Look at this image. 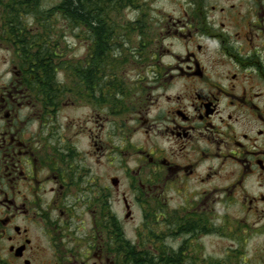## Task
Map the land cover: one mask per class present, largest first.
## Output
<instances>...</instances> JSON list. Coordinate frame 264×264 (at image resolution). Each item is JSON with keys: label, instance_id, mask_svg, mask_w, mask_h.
<instances>
[{"label": "flooded vegetation", "instance_id": "obj_1", "mask_svg": "<svg viewBox=\"0 0 264 264\" xmlns=\"http://www.w3.org/2000/svg\"><path fill=\"white\" fill-rule=\"evenodd\" d=\"M67 3L0 0V264H264V0ZM84 37L107 125L116 81L91 73L134 66L114 127L137 147L61 134L60 45Z\"/></svg>", "mask_w": 264, "mask_h": 264}, {"label": "rangeland", "instance_id": "obj_2", "mask_svg": "<svg viewBox=\"0 0 264 264\" xmlns=\"http://www.w3.org/2000/svg\"><path fill=\"white\" fill-rule=\"evenodd\" d=\"M79 33V31H78ZM84 33V32H82ZM79 35H82L79 33ZM88 39L84 37V40L80 41L77 39V41H68V42H62L60 45L61 53L65 55L61 59V74L58 76V80L61 81L62 85V91L65 92L67 89H70L73 87L74 89L77 88V98L78 101L75 103L68 100V98H64L63 102L66 104L61 108L59 111L57 118L59 121V127L62 133H68L72 135L73 133L78 135V138L76 139L77 147L81 149L84 145L88 144L89 138L93 137L95 141L99 140H105L106 135L105 133H109L112 137V140H109L111 142L116 143H122V141L127 140V142H131L132 144H135L137 147V143L140 144L141 137L138 134H135L132 138L128 136V134H125L122 138V134L120 135L118 131L116 132V128L114 125L116 123H124V121H127L129 116L131 115L132 111L129 112H119L122 111L121 107L124 104V100L129 97V95L132 93V90L130 89L129 85L133 86L132 81H135L136 75L132 69L134 67L132 64L129 65V67L125 66L123 69H121L118 73L115 71L106 72L105 74H102L100 72H94V77H97L99 81L107 80L108 78L111 79V81H119L118 77L120 78V81L125 85L123 86H117L119 89H124L123 95L127 94L126 98L123 99L120 97V93L115 94L114 90H117V88L110 86L109 88V111L110 114L112 112L115 113V115L119 114L120 119H118L116 116H110L109 123L107 125V122H104V118L102 116V113L100 110H96L95 112L92 111V107H90L89 101L85 98L84 91L86 90V83L89 82L88 74L86 72V68L84 65H78L76 67L71 66L74 65L75 61H82L84 60V56L86 54V42ZM35 44H38V42H34ZM32 44V43H31ZM54 45L53 43L44 42V49L48 50V45ZM119 65V64H118ZM122 66H124L122 64ZM129 70V71H128ZM105 72V71H104ZM117 76V78H115ZM94 81V80H93ZM95 82V81H94ZM83 83V84H82ZM74 84V85H73ZM134 91V90H133ZM96 96H99L100 100H103L101 95H98L95 93ZM83 99V101L81 100ZM68 100V101H67ZM81 100V101H80ZM125 106L123 107H129V101L130 99H126ZM88 103V104H86ZM121 113V114H120ZM121 120V121H120ZM128 124V122H126ZM126 125L124 124V130H126ZM70 131V133H69ZM115 131V132H114ZM115 134V135H113ZM120 136L119 137H117ZM108 142V141H106ZM122 146V144H121ZM131 152L127 155L125 158V162L127 161L130 166H134L135 156L133 155L131 158L129 157ZM110 174H117V172L114 171L113 166L110 167ZM96 172V168L94 169V173ZM99 172V171H98ZM100 174V172H99ZM85 198H90L88 196H84ZM237 218H242L243 216L237 212L236 215ZM83 219V217H82ZM122 219V217H121ZM78 220V234L77 236H83L86 233H89L87 227H90L88 224L87 218L85 219L84 223H81V216L77 218ZM141 221V218L139 216H135L134 221L127 222L126 225L134 226L139 225ZM80 240V239H78Z\"/></svg>", "mask_w": 264, "mask_h": 264}, {"label": "trees", "instance_id": "obj_3", "mask_svg": "<svg viewBox=\"0 0 264 264\" xmlns=\"http://www.w3.org/2000/svg\"><path fill=\"white\" fill-rule=\"evenodd\" d=\"M91 3H92V0H68L67 5H68V7L72 8V11H73L72 15H75V17L77 18L79 23L83 22V24H86L90 21L88 19V17H89V10L92 8ZM98 30H99V32L97 31V34L100 35L101 29L98 28ZM100 48H101V42H98V49H100ZM94 80H97V78H95ZM114 84L117 88V90H114L115 94L117 95V93H120V94H122V95H120V97L121 96L123 97L124 89L118 90V87H117L118 81L114 82Z\"/></svg>", "mask_w": 264, "mask_h": 264}]
</instances>
